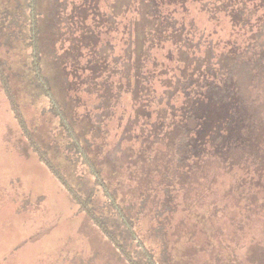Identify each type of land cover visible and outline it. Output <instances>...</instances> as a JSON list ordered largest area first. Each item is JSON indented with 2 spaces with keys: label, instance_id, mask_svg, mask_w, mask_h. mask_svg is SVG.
<instances>
[{
  "label": "rangeland",
  "instance_id": "374dc122",
  "mask_svg": "<svg viewBox=\"0 0 264 264\" xmlns=\"http://www.w3.org/2000/svg\"><path fill=\"white\" fill-rule=\"evenodd\" d=\"M194 1H185L183 8H194L195 15L199 3L195 8ZM27 3L0 0V56L17 111L52 167L17 124L0 85V264H129L56 176L61 173L121 234L120 214L95 182L83 150L139 224L138 237L150 249L158 248L160 264L264 260V210L242 211L257 215L245 226L243 204L231 199L234 186L245 195H264V165L252 189L254 164L235 172L237 179L225 165V189L217 192L216 181L206 179L212 172L200 167L196 154L184 157L178 150L155 152L137 145L146 109L141 77L148 81L153 57L147 54L148 42L121 39L115 28L121 0H39L41 66L68 124L34 77ZM70 129L85 144L83 150L74 145ZM120 234L141 259V247L129 232Z\"/></svg>",
  "mask_w": 264,
  "mask_h": 264
},
{
  "label": "trees",
  "instance_id": "16d2710c",
  "mask_svg": "<svg viewBox=\"0 0 264 264\" xmlns=\"http://www.w3.org/2000/svg\"><path fill=\"white\" fill-rule=\"evenodd\" d=\"M185 1L121 0L116 12L115 28L119 27L121 39L148 42L147 54L153 57L147 66L148 81L141 77L142 101L146 109L141 111L144 121L141 120L137 127V145L154 151L157 148L165 152L178 150L185 154L184 157L196 154L200 167L212 172L206 174V179L210 183L216 181L217 192L225 189L228 172L225 165L231 168V177L237 179L241 177L235 172L254 164L256 169L249 186L257 188L252 182L261 179V166L264 165V0H195V8L199 3L195 15L192 14L194 8H183ZM27 6V38L34 77L49 97L55 114L60 116L62 123L68 124L41 66L39 0H28ZM9 80L0 56V85L12 103L17 124L27 133L41 158L52 167L17 111ZM69 131L74 135L71 129ZM74 139V145L83 150L85 144H80L77 136ZM82 154L95 182L120 214L121 234L128 231L141 247V259L126 247L124 239L116 236L120 234L119 227L114 233L106 219L93 208L91 200L82 198L58 171L55 172L57 178L129 264H160L156 257L158 248L150 249L138 237L136 227L139 224L131 219L127 208L119 205L120 198L110 188L95 160L84 150ZM234 156L244 158V162L241 164ZM232 192L231 199L243 204L240 212H263L261 192L250 191L245 195L243 188L237 186ZM244 214L242 212L241 217L245 226H248L247 219L257 216ZM76 257L69 260L75 261ZM260 261L264 264L260 257L248 262L260 264Z\"/></svg>",
  "mask_w": 264,
  "mask_h": 264
}]
</instances>
